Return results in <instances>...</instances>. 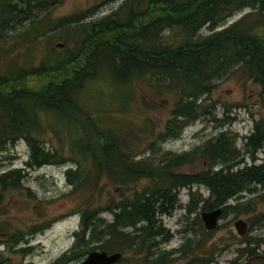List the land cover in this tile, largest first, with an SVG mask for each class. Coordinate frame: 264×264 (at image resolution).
Segmentation results:
<instances>
[{
	"label": "trees",
	"instance_id": "16d2710c",
	"mask_svg": "<svg viewBox=\"0 0 264 264\" xmlns=\"http://www.w3.org/2000/svg\"><path fill=\"white\" fill-rule=\"evenodd\" d=\"M58 4V0H0V154L20 141L30 152L25 169L0 173V209L10 197L26 203L38 200L26 186L29 172L73 165L66 172L68 185L74 192L87 190L92 201L100 197L106 174L117 192L131 188L133 194L130 199H111L106 207H84L72 253L53 264H68L96 250L143 255L142 264H171L175 253L195 256L186 264H212L214 255H199L206 240H188L179 251L158 255V245L173 237L161 217L172 215L181 190L194 186L205 187L210 197L193 198L187 205L189 214H197L201 203L203 212L223 208V217L255 212L256 205L243 212L242 204L231 203L264 187V162L257 164L264 149V123L258 122L245 138L244 150L238 146L239 136L227 131L189 152L166 151L159 144L142 157L134 148L138 129L117 122L122 115L116 112L125 111L118 99L127 97L136 81L145 82L151 98L171 97L166 132L155 139L164 143L200 119L216 121L218 108L211 95L216 83L236 68L245 69L264 94V0H126L111 15L91 22L85 16L53 19ZM244 10L251 12L217 30ZM206 27L211 34H202ZM88 96L102 101L90 104ZM141 103L147 110L160 107L144 95ZM40 113L60 119L62 126L81 127L70 156L64 146L48 147L40 136ZM101 118L106 122L100 123ZM233 121L228 118L222 127ZM84 161L90 162L87 168ZM103 212L113 220L103 219ZM40 222L26 231L0 221V237L7 238L0 239L4 245L0 264H33L13 263L7 252L26 257L32 250L23 246L27 237L49 229L54 221ZM260 222L264 214L251 227ZM249 242L254 245L250 258L264 259V252H258L264 239Z\"/></svg>",
	"mask_w": 264,
	"mask_h": 264
},
{
	"label": "rangeland",
	"instance_id": "374dc122",
	"mask_svg": "<svg viewBox=\"0 0 264 264\" xmlns=\"http://www.w3.org/2000/svg\"><path fill=\"white\" fill-rule=\"evenodd\" d=\"M125 1L58 0L59 4L53 10L52 17L58 20L72 16H85L84 18L87 22L96 21L111 15ZM249 12L251 11L244 10L236 13L228 18L217 30L229 27ZM88 16L91 19H87L86 17ZM210 30L209 27H206L202 34L209 35L211 34ZM166 34L168 35L169 33L167 32ZM172 38L174 39L175 37ZM61 43L63 42L60 41V48H62ZM149 91L151 90L145 82L136 81L132 92L124 99H118L125 111L116 112L118 116L122 115L120 116L122 119L119 117L117 122L131 123L134 128L138 129L140 138L136 140L134 148L141 152L142 157H148L149 152L157 149L159 144L166 151L174 153L189 152L218 136L221 132L227 131L239 136L238 146L244 150L245 138L251 135L258 122L264 123V94L261 87L253 81L249 73L243 68L232 70L216 83L211 95V103L218 108L216 121L200 119L187 127L177 139L164 143L159 140L156 142L155 139L166 132V124L170 119L173 99L164 96L151 98L148 95ZM143 95L146 99L158 103L160 107L154 110H147L141 103ZM101 97H104L105 101L109 100L105 95H101ZM101 97L92 96L89 98L88 96V100L92 104V102H98ZM101 99L99 101H102ZM90 104L88 106L93 110ZM228 118L234 119L232 125L222 127L224 121ZM38 122L41 128L40 136L46 140L48 147L53 146L59 149L64 146L65 154L70 156V148L72 149L73 147L75 149V142L78 137H81L82 133L79 134L81 127L79 129L72 124L69 127L62 126L60 119L46 113L39 114ZM105 122L106 119L101 118L100 123ZM29 155L30 152L26 142L20 141L6 153L0 154V173L12 168L25 169ZM79 157L77 158L80 160L81 158ZM257 157V164L264 162V149L258 153ZM82 163L84 168H87L90 164L89 161ZM246 163L251 165L252 160L247 159ZM245 166L246 164L240 168ZM72 167L73 165L46 166L29 172L26 186L36 194L38 202L29 201L26 203L21 198L10 197L6 202L5 208L2 207L0 209V221L6 220L10 222L13 230L21 229L27 231L31 226L41 224V220L54 221L49 229L27 237L28 243L24 242L25 245L23 246L32 250L26 257L7 252L8 258L13 263L24 261L33 264H53L62 258L63 255L71 254L77 242L75 234L80 230L81 217L79 212L84 207H106L111 199L121 201L124 199L123 196L130 199L133 194L131 188L123 192H117V186L104 173L106 175L100 184V197H98L97 201H92L90 197H87V190L83 189L80 192H74L68 185L66 172ZM183 171L189 172L187 168ZM141 188L137 187L136 189L141 191ZM199 196L209 199L210 192L202 186H194L191 190H181L178 197V208L172 215L161 217L164 228L173 237L171 241L158 245L155 249L157 254L175 253V251L182 249L188 240L201 242L206 240L205 251L200 252L199 255L203 257L214 255L215 262L212 264H239L250 258V251L254 245H250L249 240L264 239V222L251 227V222L264 214V187H258L255 194L245 193L231 203L233 205L242 204V209L240 210L243 212L245 210L251 211L248 208L256 205L255 212L241 213L240 215L227 213L220 220L219 227L212 234L204 233L205 227L201 220L203 203L200 204L197 214H189L188 212L187 205L193 201V198L196 201ZM18 199L21 200L18 201ZM22 204H28V207H23L21 206ZM101 217L108 222L113 220V215L108 212H103ZM197 218L202 222L203 229L200 228ZM239 220H243L248 224L246 235L243 237L238 234L235 228V224ZM0 239L5 241L7 238L0 237ZM100 244L97 243L96 246ZM2 250H4V245H0V251ZM258 252H264V245L260 247ZM90 253L92 252H89L88 255ZM88 255L68 264H81ZM143 257V255H135L133 252H125L122 260L117 264H142ZM174 257L177 259L171 264H186L195 256L188 257L175 253ZM252 260L264 263V259L261 258Z\"/></svg>",
	"mask_w": 264,
	"mask_h": 264
},
{
	"label": "water",
	"instance_id": "95a60500",
	"mask_svg": "<svg viewBox=\"0 0 264 264\" xmlns=\"http://www.w3.org/2000/svg\"><path fill=\"white\" fill-rule=\"evenodd\" d=\"M62 46V45H61ZM223 214V208H218L208 212H202L201 220L207 231H214L218 228L221 217ZM248 224L243 220H239L235 224V228L238 234L243 237L246 235ZM123 257L122 253L109 254L106 251H94L88 255V257L81 264H117ZM243 264H264L260 262H254L252 259L244 262Z\"/></svg>",
	"mask_w": 264,
	"mask_h": 264
},
{
	"label": "flooded vegetation",
	"instance_id": "af4514ba",
	"mask_svg": "<svg viewBox=\"0 0 264 264\" xmlns=\"http://www.w3.org/2000/svg\"><path fill=\"white\" fill-rule=\"evenodd\" d=\"M223 214H224V211H223ZM223 214H222V217H223ZM222 217H221V219H222ZM204 227H205V226H204ZM249 259H251V258H247L244 262L248 261ZM244 262L239 263V264H243Z\"/></svg>",
	"mask_w": 264,
	"mask_h": 264
}]
</instances>
